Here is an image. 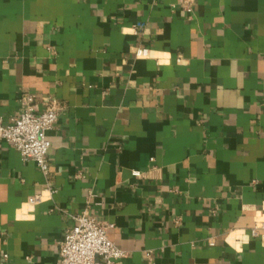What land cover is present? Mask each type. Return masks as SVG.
Returning <instances> with one entry per match:
<instances>
[{"label": "crops", "instance_id": "1", "mask_svg": "<svg viewBox=\"0 0 264 264\" xmlns=\"http://www.w3.org/2000/svg\"><path fill=\"white\" fill-rule=\"evenodd\" d=\"M27 93L62 110L48 177L0 142V264L85 209L119 264H264V0H0L4 124Z\"/></svg>", "mask_w": 264, "mask_h": 264}, {"label": "built area", "instance_id": "2", "mask_svg": "<svg viewBox=\"0 0 264 264\" xmlns=\"http://www.w3.org/2000/svg\"><path fill=\"white\" fill-rule=\"evenodd\" d=\"M194 4L195 0H177L178 8L186 14L192 13ZM142 28V25H137L136 33ZM140 55L145 57L146 51L141 50ZM35 100L33 94L22 95L20 114L7 124L0 118V142L18 152L23 161L34 163L42 175L48 177V154L51 149L48 133L53 130L62 107L56 99L50 98L42 104L40 111H36ZM133 175L137 177L139 173L134 172ZM41 199V195L37 194L32 200L38 203ZM71 221L72 225L60 243L57 264H119L127 257L124 251L108 240L109 227L91 217L86 209L71 216Z\"/></svg>", "mask_w": 264, "mask_h": 264}, {"label": "clouds", "instance_id": "3", "mask_svg": "<svg viewBox=\"0 0 264 264\" xmlns=\"http://www.w3.org/2000/svg\"><path fill=\"white\" fill-rule=\"evenodd\" d=\"M126 31H128V30H126ZM153 55L161 56V63H167L168 56H167L166 53H165V54L154 53ZM25 207H27V206H25ZM18 218H20V217L18 216ZM245 239H246V238H245ZM229 243H231V240L229 241ZM238 250H239V249H238Z\"/></svg>", "mask_w": 264, "mask_h": 264}]
</instances>
